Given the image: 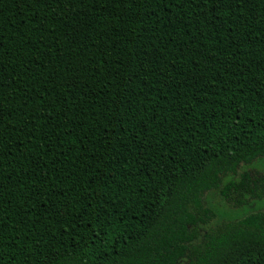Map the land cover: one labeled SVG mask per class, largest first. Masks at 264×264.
Wrapping results in <instances>:
<instances>
[{
	"label": "trees",
	"instance_id": "obj_1",
	"mask_svg": "<svg viewBox=\"0 0 264 264\" xmlns=\"http://www.w3.org/2000/svg\"><path fill=\"white\" fill-rule=\"evenodd\" d=\"M259 157L264 0H0V264H264Z\"/></svg>",
	"mask_w": 264,
	"mask_h": 264
},
{
	"label": "rangeland",
	"instance_id": "obj_2",
	"mask_svg": "<svg viewBox=\"0 0 264 264\" xmlns=\"http://www.w3.org/2000/svg\"><path fill=\"white\" fill-rule=\"evenodd\" d=\"M242 170H260L264 171V157L256 158L248 164L241 165ZM232 178L228 175L225 179ZM204 199L208 205H211L217 216L208 226H212L219 221H228L241 218L251 210H264V197L261 199L251 200L248 204L241 207H229L219 196L216 190L204 194Z\"/></svg>",
	"mask_w": 264,
	"mask_h": 264
}]
</instances>
